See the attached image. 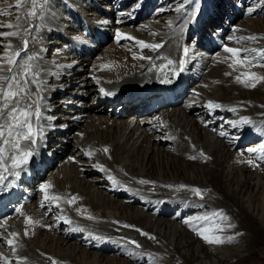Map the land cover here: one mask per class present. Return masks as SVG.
<instances>
[{
    "label": "bare ground",
    "instance_id": "1",
    "mask_svg": "<svg viewBox=\"0 0 264 264\" xmlns=\"http://www.w3.org/2000/svg\"><path fill=\"white\" fill-rule=\"evenodd\" d=\"M111 1L106 0L109 5L101 7L98 0H35L36 15L30 16L27 13L33 5L29 0L5 12L4 16L14 21L2 23L13 28L0 27V33L18 34L0 35V56L4 57L0 63L21 74L22 69L6 61L12 53H20L27 40V49L17 59L12 58L38 72L35 77H25L28 83L24 87L31 93V100L26 97L21 103L35 102L30 119L35 129L42 130V138L35 137L34 156L16 169L18 178L3 173L6 180L0 182V215L9 216V222L0 227V264H233V259L264 264V154L253 157L239 151L247 139L254 140L249 148L264 142V122H242L246 113L262 112L264 80H247L248 86L236 80L241 73L264 76V69H255L264 62L260 55L264 40L248 39L264 33V18H250L243 30L223 38L228 48L250 50L253 66L241 67L234 63L231 53L220 51L215 44L194 45L190 58H183L184 47L178 38L191 35L184 33L187 28L192 32L195 22L188 14L187 3L195 6L194 16L198 11L201 14L202 4L206 6L210 0H184L181 13H175L178 7L170 8L171 14H163L167 8L158 10L162 13L157 18L159 23H148L138 32L141 24L135 28L130 19L134 14L112 20L110 29L102 28L104 32H92L88 27L95 28L105 15L114 17L117 8L125 4L118 0L112 6ZM128 9L122 14H128ZM16 10L22 13L18 15ZM186 15L188 20L183 21ZM213 21L218 20L210 18L207 23ZM203 31H208L206 26ZM117 32L134 39L117 40ZM106 37L112 43L91 63L87 58L91 42ZM57 38L65 44L59 45ZM164 40L167 44L162 52L172 57L173 67H162L157 75L174 74L183 60L180 78L186 85L179 96L186 94L189 85L193 90L182 105L164 111L167 126L149 125V115L136 117L135 93L146 86L144 79L154 76L146 66L152 63L157 49H142L137 42L160 44ZM58 45L59 50L51 48ZM213 48L217 50L214 54L206 52ZM111 81L120 83L112 85L107 95L117 87L132 93L118 102L119 107L116 101L105 99ZM55 94L62 97L50 103ZM210 102L219 106L209 107ZM107 108L113 110L111 116ZM56 111L58 114L53 115ZM72 129L77 130L70 133ZM228 133L243 136V140L235 143ZM46 145L50 150L44 153ZM55 160L59 166L39 180L51 166L49 162ZM6 163L11 166L10 159ZM142 180L150 183H140ZM45 183L51 185L48 196H59L60 200H45V193L38 189ZM194 188L201 190L200 196L192 191ZM72 197L76 199L69 204ZM196 201L204 204L201 219L215 210L227 217L224 220L215 215V224L205 233L219 236L224 243H206L197 234L203 227H194L193 216L186 223ZM183 202L187 212L182 215ZM13 228L17 230L15 235L11 233ZM8 240L13 242L11 247ZM133 240L141 247L130 243Z\"/></svg>",
    "mask_w": 264,
    "mask_h": 264
},
{
    "label": "snow or ice",
    "instance_id": "2",
    "mask_svg": "<svg viewBox=\"0 0 264 264\" xmlns=\"http://www.w3.org/2000/svg\"><path fill=\"white\" fill-rule=\"evenodd\" d=\"M26 2H29V0H17V3L15 7L20 8L22 7ZM32 3V9L27 13V15L35 16L36 15V2L35 0H30ZM46 2V0H41V3ZM182 7V5H181ZM179 11V8L177 9ZM3 10H0V15H6ZM21 18L17 17V20L19 21ZM0 27H7V28H13L12 24L7 25H0ZM17 32H5L0 33V35L3 36H13L17 35ZM117 40L121 38H127V39H134L130 36H125V34H122L120 32L116 33ZM248 39H256V37H249ZM27 40L24 41L25 49L27 47ZM140 47L156 50L161 47L160 44H149L144 41H138L137 42ZM8 49H11V45H8ZM226 52H229L232 54V56L235 58L234 63L236 65H239L243 67L245 64H252L253 59L249 58V52L250 50L244 49H233V48H225ZM256 51V50H251ZM188 49H184V54L187 55ZM243 53V55H242ZM260 55L264 56V50H260ZM12 56L19 57L20 53L15 52L12 53V55H9L7 58V65L15 66L18 69H22L21 74H17L13 71V67H7L5 68L3 66V63H0V72H7L9 75H0V182H3L6 180V177L3 175L4 172H10L12 176L19 177L20 173L16 171V169H20L22 165H27L29 162V159L34 156L35 149L32 147V145H35L37 143V140L35 137L37 135H40L42 138V130H37L34 128L33 123L30 119V117L33 115V112L30 111V109L33 108L34 101L28 104L21 103L26 97L31 100V93L25 90L24 85L28 83V80L25 79V77H35L38 75V72H33L31 65H19L16 60L12 58ZM140 59H151V57H139ZM31 59V58H30ZM4 60L3 56H0V62ZM173 62L171 60H168V65H171ZM185 62L183 60L180 61V71H183V64ZM162 67H167V65H164ZM232 67V65H230ZM230 74V73H226ZM245 77V79H242L241 77ZM237 82L239 83H245V86L247 85V80H264V76L257 77L255 73H241L240 76L236 77ZM23 81V83H22ZM170 82V81H169ZM33 83H35V80L33 79ZM252 87H255V83L251 85ZM103 92L104 90L101 89ZM109 93H105L107 95ZM219 105L209 103V107H218ZM35 115L38 117L40 115L39 112H35ZM243 123H249L250 121L248 118H243ZM221 135H224V133H220ZM22 142H27L26 144L22 145ZM104 152H107L108 149H103ZM251 152H255L256 149H249ZM9 154V155H6ZM201 155H204L201 153ZM11 160V166L6 163L7 160ZM190 159H195V157H190ZM140 183H150L149 181H140ZM51 187L50 184L45 183L41 185V191L45 193V200H53L58 201L61 199L59 196H48L47 189ZM185 187V186H181ZM192 191L197 195H201V190L198 188L192 189ZM75 197H72L68 203L71 204L75 201ZM214 215L220 216L221 219L227 220V217L224 216L222 213H214ZM91 219V217H88ZM204 219H207L205 217ZM30 221V218H29ZM31 222V221H30ZM70 223V221H68ZM188 223V221H186ZM125 227H132L131 225H125ZM229 227H235V225H229ZM137 231H140L139 229H136ZM209 229H204L203 231H197V234L202 237V239L208 243V244H222L224 241L219 236H209L205 233L208 232ZM142 235L148 236V233L141 232ZM15 235V234H13ZM237 235H242V233H238ZM151 239H155V237H149ZM233 239L232 237H229V240ZM8 245L11 247L13 242L12 240L7 241ZM133 245L136 247H141L139 243L136 241H130ZM14 250V249H13ZM0 259H3V257H0ZM51 259V258H50ZM7 264V262H6ZM53 264H56L55 261H53Z\"/></svg>",
    "mask_w": 264,
    "mask_h": 264
},
{
    "label": "rangeland",
    "instance_id": "3",
    "mask_svg": "<svg viewBox=\"0 0 264 264\" xmlns=\"http://www.w3.org/2000/svg\"><path fill=\"white\" fill-rule=\"evenodd\" d=\"M12 1H14V0H0V10H3L4 12H10L11 10H12V8L10 7L11 5H12ZM16 1L17 0H15L14 1V3H16ZM40 2H41V0H39ZM108 1V0H107ZM116 1H118V0H112L111 1V5H112V3H113V5L112 6H114V3L116 2ZM120 1V0H119ZM124 1V0H123ZM138 3H139V5L140 6H143L144 4H145V2L146 1H148V0H136ZM136 1H132L131 2V4H132V7H130L129 5H127L125 2H120V3H125V4H123V6H122V10H123V12L124 11H126L128 8V10H130L129 12H128V14H126V15H123L121 12L119 13V12H115V14L117 15V17H116V15H114V19H113V21H116V18H119V19H121V18H123V17H128V18H130V16H131V14H134L133 16H132V18H130V19H132V21H133V23H134V26H135V28L138 26V25H140L139 24V22H144L146 19V21L145 22H147V21H150L151 20V15L153 16V19H157V18H159L158 16H160V15H162V13L161 14H159V12H158V10H156L158 7H161L159 10L160 11H163L164 9H166L167 10V12H165V13H163V14H171V12H169V9L170 8H179V9H182V7H181V4L183 5V2H184V0H151L150 1V3H149V5L147 6V8H145L140 14L139 13H134V6L137 4V2ZM102 0H98V2H97V5L98 6H101V4H102ZM203 2H204V0H203ZM104 3H108V2H106V0H104ZM160 3V4H159ZM181 3V4H180ZM232 3H234V2H232ZM3 4V5H2ZM10 5V6H9ZM94 5H95V3H94ZM134 5V6H133ZM180 5V6H179ZM6 6L8 7V8H6ZM68 6V5H67ZM68 8H70V6L68 7ZM11 9V10H10ZM72 9V8H71ZM140 8H137L136 10H139ZM156 10V11H155ZM153 11H155L154 13H153ZM182 11H176L175 13H181ZM175 13H173V14H175ZM18 14H19V12H18ZM189 14V13H188ZM119 15V16H118ZM12 16H14V15H12ZM65 16H68V14H66L65 13ZM150 17V18H149ZM11 17H6V16H4V15H0V25H4L2 22L4 21V20H7V21H9V19H10ZM127 18V19H128ZM149 18V19H148ZM186 20H188V18H187V15L186 16H184L183 17V21H186ZM14 21V20H13ZM13 21H9V22H13ZM235 24V23H234ZM237 24H240V23H238L237 22ZM233 25V24H232ZM142 29V27H139L138 28V31H140ZM180 37V36H179ZM114 39H115V37H113ZM112 38V39H113ZM256 39H258V41H262V39L264 40V35H262L261 37L260 36H257V38ZM51 40H53V39H51ZM104 40H107L108 42H107V45L106 46H103L102 48H100L99 47V44H101ZM55 42H57L59 45H64L65 44V42H63V40H61V38H57V41H55ZM264 42V41H263ZM262 42V43H263ZM64 43V44H63ZM92 44H93V47H91V51H88L87 52V58H88V60H90L91 61V63L92 62H94L95 61V58L101 53V51L103 50V49H105L109 44H111L112 43V40L110 39V37H106V39H103V40H96V39H94L92 42H91ZM23 46L21 47V49H20V54H21V52H23L24 51V49H25V46H24V44H22ZM52 46L51 48H55L56 50H59V47L60 46ZM46 46V45H45ZM48 47L49 46H46V52L48 53V55H49V51H48ZM23 49V50H22ZM26 49H27V47H26ZM25 49V50H26ZM215 51H217L216 50V48H213V49H210V50H206V52H208L209 54H214V52ZM24 55V54H23ZM50 55H51V53H50ZM92 56V57H91ZM13 58H15V59H17L18 57H16V56H14ZM252 66H253V64H252ZM257 67L255 68V69H257V71L258 72H261L264 68V62L263 63H261V64H257L256 65ZM134 88H136V87H134ZM142 88V87H141ZM188 88V87H187ZM190 88V87H189ZM252 90H254V87H252ZM186 93H188V90L186 91ZM62 97L61 95H56L55 94V96L53 97V98H51L50 99V103H51V101L52 100H54V99H56V98H58V97ZM52 106H54V104L52 105ZM107 114H108V116H111L112 114H113V110L111 109V108H107ZM56 114H58L57 113V111L56 112H54V114L53 115H56ZM128 118V116H126V117H124L123 119H127ZM208 120V119H207ZM213 122L215 123L214 125H216L218 122H222V118L218 121V122H216V119H213ZM75 130H77V129H72L71 131H70V133H73ZM75 133H77V132H75ZM75 133L73 134V136H75ZM227 136L229 137L230 136V138H232V136H231V134H227ZM52 143V142H51ZM72 144H73V142H71ZM235 143H236V141H235ZM53 144V143H52ZM45 149V151H43L44 153L46 152L47 153V151H49L50 149H48V148H44ZM239 151H241L240 150V148H239ZM52 160V159H51ZM58 160H55L54 162H50L51 163V166L50 167H47L45 170H44V172L42 173V176L40 177L39 176V180H43L44 178L46 179L47 177V175H48V172L50 171V170H55L54 168H57L58 166H59V163L57 162ZM43 164H44V162H43ZM46 164V163H45ZM203 201V200H202ZM132 207V206H131ZM157 210V209H156ZM235 224H237V223H235ZM244 227V226H243ZM241 232L243 233L244 232V230H241ZM107 256V255H106ZM231 262L233 263V264H253V262H254V260H252V259H249V260H246V261H239V260H237V259H233V261L231 260Z\"/></svg>",
    "mask_w": 264,
    "mask_h": 264
}]
</instances>
